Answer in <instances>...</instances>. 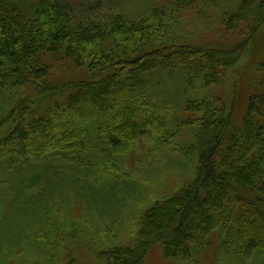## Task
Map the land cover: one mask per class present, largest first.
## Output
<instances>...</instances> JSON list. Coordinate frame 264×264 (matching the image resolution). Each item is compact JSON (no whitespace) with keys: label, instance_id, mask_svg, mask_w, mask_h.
I'll use <instances>...</instances> for the list:
<instances>
[{"label":"rangeland","instance_id":"rangeland-1","mask_svg":"<svg viewBox=\"0 0 264 264\" xmlns=\"http://www.w3.org/2000/svg\"><path fill=\"white\" fill-rule=\"evenodd\" d=\"M18 1L27 8L34 3ZM75 1L81 5L100 3L101 10L93 12L94 18L103 26L107 23L109 30L113 16L137 21L153 9L159 10L165 15L166 27L173 24L176 34L185 31L186 36L178 42L192 45L226 43L224 49H230L249 32L242 23L227 28L225 21L243 0H188V4H178V0ZM44 58L51 65L48 88L61 83L63 77L73 82L98 75L87 68L65 66L61 53ZM261 63L264 23L244 56L216 84L203 87L194 82L190 86L180 69H155L146 77V101L151 104L144 106L145 99H140L135 105L139 126L143 127L132 141L115 136L111 122L106 127L105 120L99 123L71 115L61 118L56 112L50 138L44 143L30 142L26 148L18 142L4 145L12 125L1 126L0 264H110L105 253L134 247L142 216L158 200L191 185L197 175V156L191 146L196 144L198 131L181 126L190 116L187 105L222 98L230 109L236 97L235 123H239L253 86L264 77L259 71ZM52 95L39 102L45 96L36 94L32 87L0 88V123L26 101V96L33 102L30 119L45 117L46 111L51 115L52 103H64L66 98ZM145 116L146 125L141 119ZM72 129L81 133L80 138L66 141ZM37 146L42 147L40 151H35ZM163 251L156 244L144 264H264V247H252L246 253L243 243L222 247L214 233L203 237L201 247L192 246L186 258L166 259Z\"/></svg>","mask_w":264,"mask_h":264},{"label":"trees","instance_id":"trees-1","mask_svg":"<svg viewBox=\"0 0 264 264\" xmlns=\"http://www.w3.org/2000/svg\"><path fill=\"white\" fill-rule=\"evenodd\" d=\"M33 2L27 8L21 1L0 0V88L32 87L46 97L38 100L36 96L39 102L53 98L52 94L66 98L64 103H52L51 115L46 111L45 117L30 119L33 102L26 96L0 123V127L12 125L3 140L6 146L11 142L23 148L30 142L44 143L55 129V112L61 118L105 120L106 127L111 122L115 136L132 141L143 127L135 105L140 99H145L144 106L151 104L146 101L148 74L157 68L180 69L190 86L194 82L203 87L216 84L244 56L264 23V0H243L225 21L227 28L242 23L249 32L234 48L224 49L226 43L178 42L185 31L176 34L173 24L166 27L165 15L159 10L153 9L137 21L113 16L109 30L107 23L103 26L94 18L100 3ZM176 3L188 4V0ZM59 53L65 66L87 68L98 75L73 82L63 77L61 83L48 88L51 65L44 57ZM259 68L264 74V63ZM235 101L236 97L230 109L222 98L187 105L190 116L181 126L198 131L196 144L191 146L198 163L195 180L173 196L158 200L140 219L137 244L105 253L110 264H144L156 244L163 247L166 259L186 258L192 246L201 247L203 237L213 233L222 247L243 243L244 253L264 247V77L253 86L239 123H235ZM141 119L148 123L146 116ZM80 135L72 129L64 139L73 141ZM41 148L37 146L35 151Z\"/></svg>","mask_w":264,"mask_h":264}]
</instances>
